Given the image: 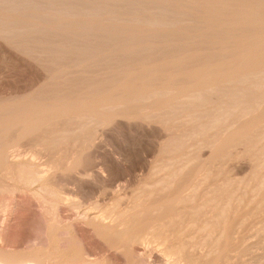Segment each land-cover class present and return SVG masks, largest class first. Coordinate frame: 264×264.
Masks as SVG:
<instances>
[{"label": "rangeland", "instance_id": "374dc122", "mask_svg": "<svg viewBox=\"0 0 264 264\" xmlns=\"http://www.w3.org/2000/svg\"><path fill=\"white\" fill-rule=\"evenodd\" d=\"M183 1L190 5L189 0ZM200 1H203L202 4L198 5L196 3L197 6H194H203V3L207 2V0ZM208 1L213 2L214 0ZM241 2L239 0H229L224 12L230 16L233 14L240 18L264 16V6L254 4L255 1L252 3L253 5L251 1H246L247 4L244 3L245 1ZM249 3L252 6L255 5L254 8ZM110 4L114 7L113 2ZM124 5L126 4H117V7L123 8ZM123 16L127 19L126 15ZM188 16L191 17V13L187 15V19ZM185 19L184 22L187 23L189 20L186 19L187 21H185ZM126 22L128 21L126 20ZM129 22L134 26V28L130 27L132 29L140 27L131 21ZM128 23L126 25H129ZM38 36L35 34L32 37L34 39L29 38L27 40L29 43L27 41L24 43L21 39L20 43L19 41L11 43L3 37L1 38L0 35V103L10 96L27 95L30 91L34 96L38 95L39 99L51 96L55 92L59 93L58 90L61 93L62 90L74 91V96L75 92L78 94L79 91V97L76 95L74 101L77 100L78 103L84 100L86 104L84 103L85 109L83 108L84 104H81L82 107H75L76 110L82 112L89 109L92 114H96L98 106L101 105V99H105L112 88L115 90L111 92L115 93L117 90L118 96L123 97L128 93V96L125 97L129 98L128 100L132 99L131 102H127L126 98L124 99L125 102L121 100L114 105L117 115L112 118L108 116L110 115L108 114L109 108L101 107L99 110L100 117L97 119L98 123L91 122L88 124L86 128L88 135L85 133L83 139L88 141L95 132L94 143H88L87 147H84L85 152L83 157L81 156L82 162L80 165L74 169H68V171L66 164L76 156L72 153V142H70V145L68 144L69 146L65 142L63 144L65 149L60 146L62 148L61 152L43 150L42 152L41 149H44V146L41 145V142H37L36 144H39L35 145L28 138L18 139L17 141L15 140L17 136L16 138L13 137V143L15 141L17 143H15V152H18V150L28 154L36 152V155L40 156L43 162L57 161L55 163H58L62 168L65 167L59 171V179H57L54 188L58 192H67L71 200H69L71 202L69 204H73L59 208L60 216L58 219H61L62 223H65L64 219L68 221L69 237L80 241L77 242L81 243V248L83 247L84 257L87 260L93 259L95 264H124L125 255H123V252L121 253V250L112 248L104 239L98 236L90 222L92 220L103 224L118 215L134 213L138 210L139 215L143 218L142 222L146 221V223L143 222V225L146 224V226L144 225L146 228L143 230V236L148 240L142 252H146L149 246L142 264H173L177 256L176 247L180 246L181 243H190V241L198 244L195 247L196 249L191 248L192 253L199 251V254L196 253L197 255L194 253L195 257H193L194 260L191 264H264V40L240 48L229 46L225 49H221V47L203 49L204 52L211 51L216 55L205 67H195L196 64H194L193 67H190L191 69L171 70L172 67L170 66L173 65L170 62L172 59L163 60V63L160 60L158 65L163 64L164 66L165 64V67L160 68L161 66H158L159 68L156 69L160 71L155 69L154 73L150 72L151 76L149 75L146 78L147 72H143L145 71L143 69H137L138 71L133 72L134 74L124 73L123 68L129 64V60L124 59L123 61L120 54L115 55L116 53L113 52L112 55L111 51L105 52L108 56L105 53L99 54L102 57L98 54L97 56L92 54L94 58L89 55V57L86 55L82 57V52L75 55L77 51L74 49L81 44L80 41L83 43L82 45L85 43L84 48H93L94 45H91L92 42L87 39L86 41L89 43L82 41L81 38V40L79 38H71V40H68L70 38H64L62 40V42L67 40L64 43L66 45L67 42L78 39L76 42L79 43L74 48L73 45L71 46L73 41L70 44L67 43L66 46L74 50V53L67 50L65 45L61 43L62 37L51 35V38L48 34V37L51 38L50 41V38ZM40 39L46 40L41 44ZM56 40L55 45L53 42ZM92 41L95 42L94 39ZM76 42L74 45H76ZM49 44L53 48L52 50H49ZM86 44L87 47H85ZM26 45H28V48ZM82 45H79V49L83 48ZM21 46L23 47L21 48ZM59 46L62 47L61 50ZM57 47L58 49H56ZM194 48L190 51L193 52ZM65 50L70 53L69 56ZM70 51L73 53L71 54ZM111 55L113 57L115 55V57L113 58ZM125 63L127 64L125 65ZM168 63L171 65L169 66ZM108 67L110 68L108 69ZM142 74H146L144 78ZM114 75H117V80L114 81L117 83H113L114 86L116 85L115 88L112 86L111 90H107L108 92H94L95 95L90 92L86 94L87 98L84 95L80 97V90L86 87L84 85H89L86 80L92 79V77L106 79ZM240 75L259 79L263 82V91L255 93L257 97L259 96L260 102L256 103L257 105L252 100L247 102V105H253L254 107L252 106V109L250 108L246 113H242L245 108L243 106L246 104L242 106L243 108H232V111L224 113L226 112L224 111L226 102L219 97L216 91L202 88V85L209 83V86H216L227 82V79L231 80ZM67 91H63V93H68ZM140 91H143L144 94L139 93ZM199 92L208 95L209 100L206 103L197 100L196 96ZM130 93L135 96H131ZM104 96L105 98H103ZM78 98L82 100L79 99L78 101ZM214 114L220 115L219 124L214 121ZM43 115L45 116V114ZM106 116L109 117H107L108 120L105 119ZM258 116H260V122L249 130V136H252V138L249 137L250 140L242 141L240 139L236 140V138L230 141V148L228 144H226L227 146L224 145L223 142L228 139V136L234 130L239 129L246 123L250 124ZM36 118H38V115ZM105 120H107L106 123ZM257 135L259 137L261 135V137L259 138ZM86 144L87 142L83 145L86 146ZM220 148L224 150L221 151L222 153ZM58 150L60 151V149ZM173 172L179 174L170 178L171 180L169 179L165 186L166 189L163 186L164 182L161 181L167 179L169 174H173ZM3 179L4 183L8 182L6 178L3 177ZM17 179L16 182L14 180L10 182L14 184V182L19 183L20 181L19 184L24 185V181L21 183V176L18 177L17 175ZM3 181L1 180L2 183ZM1 182L0 187L2 186ZM160 183H162V187H160ZM168 184L170 185L168 186ZM25 185L28 187V184ZM64 188L65 190H63ZM152 190L154 193H152ZM1 191L0 189V233L5 229L7 216L10 213L13 219L10 223L11 229L4 231L5 240L0 246L7 253L18 257V260H27L46 247L49 232L48 224L51 218L40 214L41 211H39L37 204L34 207L29 204L28 200H24L25 202L17 201L18 197L13 200L10 194L8 196V193ZM150 193H152L151 197L149 196ZM191 193L194 195H191ZM184 198L186 199L184 200ZM207 202L209 203L208 208L204 206ZM202 205L205 211H203ZM223 207L227 211L224 209V212ZM206 208L209 209V215H204ZM211 211L213 212L211 213ZM221 211L228 216L225 218L226 215H222ZM211 216V227L214 224L216 225L215 229L213 228L216 231L215 233L213 231L212 236L209 235L208 230L203 228L206 219ZM191 217L193 221L195 220L194 223L191 221ZM157 219H161V221H158L165 224L171 222L172 219L174 221L182 220V224L186 222L184 235L180 234V239L175 240L174 238L177 237L172 235L175 231H170L171 239L173 236L174 238L173 241L171 240L172 242L167 241L164 233L160 232V234L159 231L161 230L156 227L157 224H163H160ZM211 220L213 221L211 222ZM202 225L204 226L202 227ZM227 226L229 231L225 232L224 229ZM221 230L222 232H220ZM223 232L222 237L220 233ZM225 234H229V237ZM219 236L223 238V241ZM216 238H220V240H216ZM182 240L187 241L183 242ZM203 242L209 243L208 246ZM217 242L218 245H221L220 247L216 246ZM223 244L227 245L225 252L223 251ZM185 245L187 246V244ZM62 249L67 254V258L75 254L74 250L66 247L65 244L62 245ZM187 249L190 250V248ZM54 250L57 256L60 248ZM148 250L151 253L156 250L157 253H160L159 257L152 256L151 258V253L149 254ZM226 252L227 254H225ZM64 261L68 262V259ZM64 261L61 262L65 263Z\"/></svg>", "mask_w": 264, "mask_h": 264}, {"label": "bare ground", "instance_id": "6f19581e", "mask_svg": "<svg viewBox=\"0 0 264 264\" xmlns=\"http://www.w3.org/2000/svg\"><path fill=\"white\" fill-rule=\"evenodd\" d=\"M214 1L212 2V1L207 0V2L205 1L203 3L204 4L203 6L200 5L201 7L200 6L196 7L197 6L196 3H198L199 5V4H202L201 2L203 1L189 0L190 2V5H189V3H185L183 0H0V35H1V38L3 37L5 40L10 41L11 43H15L17 41H19L20 43L21 40L22 42L24 41L25 43L29 38H32L35 34L37 36L39 35L38 37H42V38L43 37L50 38L51 35H54L53 37H62L63 39H61V43H63V45H65L64 43L65 41H67L65 40L62 42L64 38L65 39L70 38L68 40H71V38H74V39L81 38L82 41L89 43L86 41L87 39L92 42L91 45H94L93 48L89 47V49H87L88 48L87 44L85 46L87 48H84L85 43L84 45H82L83 43L80 41L81 44L79 45H82L81 47H83L84 49L83 48L79 49L80 46L77 44L79 42H76L78 41V39L72 40L73 42L74 41L76 42V45H74L75 42L73 43L72 41H70L69 43L67 42V43L70 44L72 42L71 46L73 45L72 46L73 48L78 45V47H75L74 49L77 51L75 55H78L79 52H82L83 53L82 57L86 55L87 57L90 56L94 58L92 54L93 55L96 54V56L98 54V56H100L99 54H104L105 52L108 53V51H111L112 55H113V52L116 53L115 55L120 54L121 57H123V61L124 59L129 60V64L123 68L124 73L126 72L129 74H134L133 72H135L137 69H140V70L143 69L145 70L143 72L145 73L147 72L148 76L146 74L145 75H146V78H148L151 73H154L156 68H159L158 66H161L160 68H162L163 64L158 65V62H160V60L163 63L164 61L168 59H172L170 63H172L173 66H170L171 64L168 63L169 66L172 67L171 70H183L186 68L191 69L190 67H193L194 64H196L195 67H200V66L205 67L216 57V55L211 51L204 52L203 49H211V48H217V47L218 48L221 47V49H225V48H228L229 46L240 48V47H245L250 43L264 40V16L258 15L254 17H244V18L236 17L233 14H231L230 16L224 12L229 0H218V1L214 0ZM239 1L241 2V0ZM246 1H251V4L255 1L254 4L257 3L259 5L264 6V0H242L241 3L244 2L245 4H247ZM111 2H113V5L115 8L112 6V4H110ZM122 2L125 3L126 5L122 6L123 8H120L121 5L117 7V4L123 5ZM251 4L249 3L250 6L253 5ZM254 6H252V8H254ZM189 13H191V17L189 16L188 17L191 19L186 18L187 15H189ZM123 15H126L127 19L123 18L124 17ZM185 18L189 21H187ZM184 19L185 21H187V23L184 22ZM126 20L128 22L131 21L140 27H136L135 29H132L130 27L134 28L133 24H129L130 22L128 23L126 22ZM125 22L128 23L129 25H126ZM126 26L127 27L129 26V28H127ZM145 28H148V29H145ZM48 34H50V37H48ZM51 38H50V41H51ZM93 39L95 40V42L92 41ZM45 40L46 39H40L39 41L41 42V44H43L42 42H44ZM56 42L57 40L53 43L56 45ZM67 43L65 47L67 46ZM26 46L28 48V45ZM36 46H39V45H36ZM22 47L23 46H21V48ZM48 47H49V50L53 49L50 47V44ZM193 47L195 48L193 52H191L190 49H192ZM34 48H37V47H34ZM61 48L59 46L60 50ZM66 48L67 50H71L70 47L69 48L66 47ZM76 48H78L81 51L77 50ZM56 49H58V47ZM24 50L25 48L23 49V51ZM49 50H46V51H49ZM67 50H65V52ZM74 50H71V51L75 53ZM73 52H71V54ZM66 53H68L67 54L68 56L70 55L68 51ZM112 55L111 57H113ZM106 56H108V54H106ZM126 60L125 62H127ZM126 64L127 63H125V65ZM164 67H165V64L163 68ZM109 68L110 67H108V69ZM259 72H262V71H259ZM145 75H143V78ZM116 78H117V75L111 76L106 79L105 78L101 79L100 77L99 78L92 77V79L86 80L87 79L86 78L85 80L87 84L89 85L88 86L84 85L86 87H83L84 89L80 90L81 92L80 97L82 95L86 97V94L90 92L92 93L104 92V91L108 92L107 90H111L110 88L114 86L113 83L114 84L117 83V82H114ZM208 84L209 83L207 84L204 83L202 85V88L205 87L206 89L214 90L219 94V97H221L222 100L226 102L225 104L226 106L224 110L226 112L223 111L224 113H228L232 111V108L235 109L238 107H242L244 104H246L250 100H252V102L255 104L260 102L258 98L259 96L257 97L256 94L260 92L261 90L263 91L262 89L263 82H261L259 79H253V78H250L249 76H244V75H240L231 80L227 79V82L216 85V86H212V85L209 86ZM206 89H203V90H206ZM114 90L115 89L112 88L111 91H114ZM34 91L36 92V90ZM58 91L59 93L55 92L56 94L54 93L48 97H44L43 95L44 98L40 97L41 99H39L38 95H36L37 96L36 98V96H34L33 93H30L31 92L30 91L27 93V95L26 94L19 95L20 97L17 95L16 97L10 96L6 98V100L0 103V182L1 180L2 181L4 180L3 177L6 178L8 181L7 183H4V181L3 183L1 182L2 186L0 187V189L3 192L8 193L7 194L8 196L10 194L13 200L16 199L15 197H18V199H16L17 201L22 202L24 200H28L30 202L29 204H31V206L33 205L34 207L37 204L39 207L37 208L39 209V211H41L40 214L42 215L44 214V216L46 217L48 216V218H51V220H49L50 223L48 224L49 232L47 235V245L43 250H40L39 252L35 253L31 258L27 260H18V257H16L13 254L7 253L6 250L3 249L2 246H0V264H93L94 263L93 259L87 260V258L84 257L83 252H82L83 247L81 248V243H79L80 241L77 240L79 241L77 242L74 238L69 237V232H68L69 224L67 223L68 221L64 219L65 223H62L61 219H58L60 216L59 215L60 210L58 209L73 204V203L69 204L71 200L67 192L65 191L58 192L54 188L56 185V182L58 181L57 179H59L58 173L59 171H61L62 166H60L58 163H55L57 161H54V162L50 161L48 163L43 162L41 160V157L36 155V152L31 153V154L24 153L19 150L18 152H15L14 148L17 143L16 141H15L16 144L13 143V140H14L13 137L15 136L16 138L17 136V139H15L17 141L18 139L21 140L23 138H28L35 145L39 144V143L36 144L37 142H41L42 143L41 145L44 146V149L42 148L41 151L43 150L47 152L48 151L61 152L62 148H60V146L63 147V144L65 142H67V146H69L70 142H72L71 144H73L74 146L73 147L71 145L73 149L72 153L74 154V156L75 155L76 156L74 158H71L72 160L68 161V163L66 164L67 165L66 169L67 171L68 169H74L77 166H79L80 163L82 162L81 156L83 157V154L85 152L84 147H87L88 143L93 144L95 141L94 139L95 132H93L91 138H89L88 141L83 140L85 137V133L88 135V132L86 129L88 127V124L91 122L98 123L97 119H99L100 117L99 110L101 109V107H106V108L108 107L110 110L108 113L110 115L108 116L110 118L115 117L117 113L115 111L114 105L119 103V101L121 100L123 101L124 99H126L127 97L125 96L128 93L125 94L123 98L121 95L119 96L117 95L118 93V92L116 93L117 90L115 91L116 94L110 91L108 95L105 92L107 94V97L105 98L104 96L103 98L105 99L103 100L101 99L100 101L101 105L98 106V112L96 114H92V112L89 109H87V111H82V112L79 111L78 109L77 110L79 112L76 110L75 107L77 108L80 106L82 107L84 103L86 104V101L84 102V100H82L81 98H78V101L79 99H81L83 102L80 100L81 102H78L79 104L77 103V100L76 102L74 101L75 100L74 97H76V95H78L79 97V91H78V94H76L77 92H75V96H74V91L68 92L67 90H62V93L60 92V90ZM63 91H67L68 93L66 92L63 93ZM133 93L132 94L130 93L131 96H135ZM139 93H143V91H140ZM260 95L262 94L260 93ZM196 98L197 100L199 99L200 102L202 103L204 102L206 103L209 100L208 95L204 92L203 93L199 92ZM128 99L129 98H127L126 101L131 102L132 100L131 97H130L131 100H128ZM134 99H136V97H134ZM254 99L255 101H253ZM85 104L83 108L85 107ZM252 106L253 105H247V104L244 105L243 107L245 108L244 110H242V113L243 112L246 113L247 110H249L250 108L252 109ZM43 114H45V116ZM37 115H38V118H36ZM214 115H215V117H213L214 121H217L216 123H218L219 121L218 119H221V117L220 115H218L219 117L216 114ZM41 116H44V117H41ZM108 116H106L105 119H107ZM107 120H105V123ZM259 122H260V116L253 119L250 124H247V123L244 124L245 123L244 122L243 123L244 125L242 127H240L237 130H234L228 136V139L227 140L225 139V142H223L224 145L228 144V147H229V145H231L229 144L230 141L235 140L236 138H237L236 140L240 139L242 141L250 140L249 130L254 125L256 124L258 125ZM257 136L259 137V135ZM250 138H252V136ZM83 141L84 143L87 142L86 146L83 145L84 144ZM245 142H248V141H245ZM223 143H222V146H223ZM58 149H60V151ZM9 151H12V152H9ZM221 151H224V150L221 149L220 152ZM64 168H62V170ZM175 172H173V174L170 173L171 175L169 174V177L167 179H164V181L162 179L161 182L162 183L164 182L163 183L164 188H166L165 186L169 182L170 178L179 174V173L175 174ZM17 175L18 177L21 176L22 178L21 183H23L24 181V185L19 184L20 181L19 183L18 182L15 183L16 181H18ZM11 180L15 181L14 184L11 183L13 182ZM162 183H160L161 184L160 187H162ZM25 184H28V187H26L27 185ZM169 185L170 184H168V186ZM42 190L43 191L45 190V192H43ZM63 190H65V188ZM152 193H154L153 190H152ZM152 193H150L149 195L150 197ZM192 194L193 193H191V195ZM189 197L190 195L188 196V198ZM186 198H184V200ZM207 203L204 206L208 208L209 203L208 204ZM201 207L204 208L203 205ZM224 207H223V211L225 209ZM207 208H206V213H204V215L205 214L209 215L208 210L210 209V207L208 210ZM198 209L200 208L198 207ZM225 210L227 211V209ZM203 211H205V208L203 209ZM213 211H211V213ZM224 212H222V215L225 216L226 213ZM9 215L7 216V223H5L6 224L5 229L3 230V232L0 233V244L1 245L4 243L3 241L5 240L4 231L10 230L12 227L10 223H11V219L13 218H11L12 216L11 213ZM193 216H196V215H193ZM224 216H221V217H224ZM227 216L228 215H226L225 218ZM211 218L212 216L209 219L205 218L206 219L205 226L202 225V227L204 226L203 228L205 230L209 231L210 236H212L213 231L214 233L216 231L214 230L216 225L214 224V226L212 227L210 225ZM142 219L143 218H141V215H139V211L137 210L134 213H124L122 215H118L117 217L113 218L110 221H106L103 224L95 222V221L93 222L91 220L90 225L93 227L96 234L100 236L102 239H104L108 245H110L112 248H115L117 250H121V253L123 252V255H125L124 264H142V262L144 263L143 257L145 256V254H147L146 252L149 247V246L147 247L146 252H142L145 249L144 248L145 243L148 242L145 236H143V230L144 228H146L145 227L146 224H144L145 226L143 225L144 221L142 222ZM158 220L161 221V219H157V221ZM222 220L224 219L222 218ZM170 221L171 222H167L168 224L161 222L164 225L161 224L160 222L159 223L161 225H159L156 222V224L158 225L156 227H158L159 230H161L159 231V233L160 232L164 233L167 241L172 242L173 241L172 239L174 238V236L171 239L170 231H175L172 235H175L177 237V238H174L175 240L176 239L179 240L180 234L184 235L183 234L184 233L183 231H185L184 226H186L187 223L185 222L186 224L185 223L182 224V220L174 221L172 219ZM191 221H193L192 217H191ZM212 221L213 220H211V222ZM194 222L195 220L193 221V223ZM144 223H146V221ZM188 226L190 225L188 224ZM224 230L225 232L229 231L228 226L225 227ZM220 232H222V230ZM223 234L224 232L222 234L220 233L222 237H223ZM164 235H161V236H164ZM225 235L229 237V234H225ZM221 236L219 237L221 238ZM220 238L218 239L220 240ZM218 239L216 238V240ZM221 240L223 241V238H221ZM184 241H187V240H184ZM176 243L178 242L176 241ZM205 243L203 242V244ZM63 244H65L66 247L73 249L74 250L73 252L75 254L71 257L68 256L67 258V254L62 249ZM185 244H187V246ZM208 244L206 246H208ZM197 245L198 244L194 241L192 242L190 241V243H187V242L181 243L180 246L176 247L177 256L173 264H183V262H185V264H191V262H193L192 260H194L193 257H195L194 256L195 252L192 253L191 248L194 249ZM217 245H218V242L216 246ZM218 246L220 247L221 245H218ZM223 247H224L223 251L225 252L227 249L226 248L227 245L225 244ZM59 248H60V251L56 256V251L54 249H59ZM187 248H190V250L188 251ZM149 250H152V249H149ZM197 251L196 253L199 254V251L198 252ZM150 253L151 252L149 251V254ZM196 253L195 255H197ZM159 254H160L159 252L157 253L156 250L155 251L153 250L150 257L151 258L152 256L156 257ZM225 254H227V252ZM67 259H68V262H65L64 260H67ZM61 261H64L65 263H62Z\"/></svg>", "mask_w": 264, "mask_h": 264}]
</instances>
